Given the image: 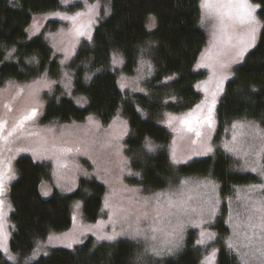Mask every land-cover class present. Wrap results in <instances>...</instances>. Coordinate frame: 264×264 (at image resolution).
I'll list each match as a JSON object with an SVG mask.
<instances>
[{
  "label": "trees",
  "instance_id": "16d2710c",
  "mask_svg": "<svg viewBox=\"0 0 264 264\" xmlns=\"http://www.w3.org/2000/svg\"><path fill=\"white\" fill-rule=\"evenodd\" d=\"M88 1L92 0L75 3L69 9L82 8ZM250 1L260 6L257 8L261 21L259 43L234 68L216 114L222 125L246 119L259 121L264 128V0ZM110 3V11L104 10L98 19L92 47L78 52V58H91L89 65L76 73L74 81L75 92L88 97V106H77L56 86L43 98V120L69 123L94 115L106 123L122 114L130 123L123 145L125 157L132 170L139 172L136 181L144 192L161 190L172 180L193 174L213 175L224 196L231 194L234 186L257 182L256 175L236 170V160L219 149L211 156L196 158L179 167L172 163L173 133L159 122L160 118L189 112L201 100L198 84L207 77L204 69H195L209 44L208 32L200 24L199 0H111ZM61 8V0H0V86L8 80L32 81L47 66L57 63L58 58L48 42L40 35L29 39L27 29L34 14ZM149 16L155 17L154 26L149 27ZM12 48L15 58L9 60L7 53ZM114 50L123 55L127 68L136 65L139 55L146 53L151 58L155 70L146 83L149 93L128 95L120 91L117 80L120 70L111 66ZM33 57L38 58L39 64L29 62ZM91 72L94 75L87 84L85 76ZM170 76L175 79H166ZM146 138L160 147L149 152L145 147ZM50 178L48 164L34 162L29 156H21L16 161L15 176L5 196L12 208L8 219L10 248L22 257L32 253L37 243L50 233L63 232L72 226L75 202H82L84 221L95 222L102 216L106 187L95 177L82 178L78 189L71 194L55 192L43 197L40 185ZM222 223L216 262L239 264L236 254L220 242L230 230ZM191 237L189 234L188 244L179 257L164 261L141 259V246L131 240L97 243L88 237L72 249H53L32 264H204L203 247L194 244ZM0 264L13 263L0 252Z\"/></svg>",
  "mask_w": 264,
  "mask_h": 264
},
{
  "label": "rangeland",
  "instance_id": "374dc122",
  "mask_svg": "<svg viewBox=\"0 0 264 264\" xmlns=\"http://www.w3.org/2000/svg\"><path fill=\"white\" fill-rule=\"evenodd\" d=\"M83 1L85 0H61V9L37 13L32 17L27 29L28 38L42 36L53 48L58 59L54 66H47L42 75L32 81L8 80L0 86V117L8 121L9 127L32 107H35L38 113L34 121L26 122L24 129L19 134L21 138L16 139L14 137V142L0 144V170L6 173L5 185L7 188L14 179H7V175L14 174L15 176V164L21 156H29L34 162L48 164L51 170V178L42 181L40 185L43 197H50L55 192L61 195L71 194L78 189L82 178L95 177L106 187L102 216L95 222L84 221L82 218V202H75L72 207V226L63 232L50 233L45 239L37 243L32 253L22 257L10 248L8 219L12 208L9 198L4 195L0 197L5 202L2 211H0V229H2L0 231V244L3 245V247H0V252L7 259L9 256H15V260L8 259L13 264H32L41 257L48 255L53 249H72L82 244L88 237H92L97 243H113L124 239L131 240L141 246V259L147 258V261L149 259L151 261L160 259L164 261L179 257L188 244V235L192 234L191 238L194 244H198V240L204 241L203 244H198L203 247V263L218 264L216 262L217 251L221 244L218 243L217 238L222 222H224L225 227L230 229L228 235L220 240L222 246L229 250L227 241L241 243L239 232L242 229H237L234 225L243 221L245 215L240 201L237 200L236 189H240V194L244 195L249 186L264 184V176L260 175V169L264 167V153H261V150L264 149V140L258 137H248L241 140L238 137L237 141L233 142L234 130L232 123L234 121L222 125L217 120L216 114V107L226 87L225 84L233 78L234 68L241 65L247 54L259 43L261 25L256 33L254 46L248 48L243 53L242 58H238L236 55L239 50L236 39H233L230 44L226 41L216 42L214 46L210 38V24L204 26L209 35V44L202 53L204 59L202 60V56L200 57L195 69H204L207 72V77L198 84L202 91L201 100L190 111L197 104H202L205 101L210 102L215 93L216 106L212 129L204 126L201 129V137L197 138L192 132L174 131L166 123L169 115H163L160 118L159 122L173 133L170 142V155L172 156L175 153L176 160L180 161V163H173L172 161L174 166L179 167L182 164L192 162L196 158L211 156L216 149H219L227 152L236 160V170L238 169L243 173H252L258 178L257 182L234 186L232 193L227 196L223 195L218 179L210 174L204 176L196 174L182 175L179 180H172L171 184L161 188V190L179 188L180 181L186 179L189 183L185 188L191 189L192 195L197 197L191 204L197 211L182 213L172 218L171 224L165 225L166 230L171 233L169 236L171 251H169L168 247L161 245L159 239L157 241L143 238L132 239L122 234L129 231L130 225L133 229L146 227L143 222H137L134 217L129 220L123 218L124 213L120 209L129 206V199L139 200L143 196L150 195L151 192L161 191H132L140 189V185L136 181L139 175H135L137 172L130 167L129 159L125 157L124 152L125 146L123 145L130 130V123L127 119L119 114L106 123L94 115L89 116L92 117V120L87 117L84 121L69 123H52L43 120L45 113L43 98L45 95L51 94L56 86H59L62 89V94L72 99L77 106L86 107L89 104L86 95L76 93L74 90L76 73L84 66L87 67L91 62V58H78V52L82 48L92 47L98 19L104 13V10L109 11L111 0H92L81 6L82 8L69 9L75 3ZM252 4L256 5L255 3ZM257 10L255 12L256 16ZM76 13H80V15L77 16ZM66 16L75 17V19H65ZM78 29L86 35H79ZM88 36L91 39H88ZM14 54L15 49H10L7 58L9 60L15 58ZM33 58L35 59L33 60ZM33 58L29 59V62L38 61L37 57ZM125 65L123 55L114 50L111 53V66L113 69L120 70L117 78L120 91L128 95H146L149 93L146 83L153 76L155 70L151 58L146 56L145 53L142 56L139 55L136 65L130 68L125 67ZM198 65L207 66L198 67ZM93 75L92 72L87 73L85 76L87 84L91 82ZM225 77L226 79H224ZM218 85L222 87L223 91H219ZM20 89H23V91L20 92ZM184 114L185 112L170 115L183 116ZM237 120L241 119L235 121ZM247 121L259 124L263 128L259 121ZM225 144L241 151L238 154L227 151L224 147ZM208 147L212 149L211 152L206 151ZM61 148H69L71 151L61 152L59 151ZM197 152H205L206 154L196 155ZM257 153H261V155L258 156ZM9 166L12 170L11 173L8 172ZM253 168H256L257 171H252ZM198 184L200 185L199 189H197ZM42 189L48 195H44ZM251 195L253 199H259L262 193L260 190H256ZM229 199L231 202H229ZM136 207L139 208L140 205L137 204ZM238 213L240 214L239 217ZM230 216L231 221L229 220ZM113 234L120 235H117L116 239L112 241L97 240V236ZM69 243H72L71 248L67 246ZM153 246L160 250L161 254L159 256L151 252ZM4 248L8 249L7 253ZM241 251L247 250L242 248Z\"/></svg>",
  "mask_w": 264,
  "mask_h": 264
},
{
  "label": "snow or ice",
  "instance_id": "6c2138e0",
  "mask_svg": "<svg viewBox=\"0 0 264 264\" xmlns=\"http://www.w3.org/2000/svg\"><path fill=\"white\" fill-rule=\"evenodd\" d=\"M199 7L201 10L200 24L201 26L210 24V38L214 46L216 42L226 41L230 44L233 39H236L239 46V50L236 53L238 58H242L243 53L248 48L254 46L256 33L261 25V21L255 15L256 9L260 7L259 5L252 4L250 0H199ZM76 15L78 16L80 13H76ZM64 18L75 19V17L68 16ZM148 19L151 21L149 27L154 26L155 17L149 16ZM77 31L79 35H86V33L79 29ZM88 39H91V37L88 36ZM34 59L35 58H33V60ZM201 59L203 60L204 56H202ZM201 66L206 67L207 65H198V67ZM149 67L151 66L149 65ZM45 75H47V73H45ZM166 79H175V76H170ZM224 79H226V77ZM218 89L219 91H223L220 85H218ZM22 91L23 89H20V92ZM215 106L216 94L214 93L210 102L205 101L202 104H197L195 108L185 113L183 116H172L169 114L166 123L172 127L174 131L192 132L199 138L202 135L201 129L204 126L212 129ZM37 114V109L32 107L21 115L10 127L8 121L0 117V144L14 142V137L16 139L21 138L19 134L24 129L26 122L34 121ZM88 119L92 120V117ZM232 128L234 130L232 136L233 142H236L238 137L241 140H245L248 137H258L264 140V128L254 122L247 121L246 119L242 121L237 120L232 123ZM145 147L149 152H155L160 146L146 138ZM224 147L227 151L236 154L241 151L240 149L229 147L228 144H225ZM59 151L68 152L71 151V149L61 148ZM206 151L211 152L212 149L208 147ZM261 153H264V149L261 150ZM261 153H257V155L259 156ZM201 154L206 153H196V155ZM245 155H247V153H245ZM171 159L173 163H180V161L176 160L175 153L172 154ZM11 171V167L9 166L8 172L11 173ZM252 171H257V169L253 168ZM135 175L138 176L139 173ZM260 175L264 176V167H261ZM5 178L6 173L0 170V197H3L7 193ZM12 178H14V174L7 175V179ZM188 183L189 181L186 179L181 180L179 188H169L151 192L150 195L143 196L139 200L135 198L129 199V206L120 209V211L124 213L123 218L129 220L134 217L137 222H143L146 227L143 229L139 227L133 229L130 225L129 231L122 234L132 239L143 238L145 240L151 239L152 241H157L159 239L161 245L168 247L169 251H171V247H169V236L171 233L166 230L165 225L171 224L172 218L182 213L197 211L196 208L191 206L192 201L197 197L192 195L191 189L185 188ZM199 187L200 185L198 184L197 189H199ZM256 190H260L262 193L259 199H253L251 195V193ZM132 191L140 192L143 191V189H134ZM240 191V189H236L237 200L241 203L245 219L238 222L234 227L242 229V231L239 232L241 243H233L229 240L227 241V247L230 252L236 254L239 264H264V184L249 186L244 195H241ZM43 194L48 195L46 191H43ZM229 202H231L230 199ZM4 203V200L0 199V211H2ZM137 204L140 205L139 208L136 207ZM77 207H79V205H77ZM239 215L238 213V217ZM231 219L230 216L229 220L231 221ZM0 231H2V229H0ZM117 235L120 234L100 235L97 236V240L112 241L116 239ZM201 235H203V233H201ZM197 243L203 244L204 241L198 240ZM67 246L71 248L72 243H69ZM0 247H3V245L0 244ZM242 248L247 251L242 252ZM4 251L7 253L8 249L4 248ZM151 252L157 256L161 254L160 250L155 246L151 248ZM8 259L15 260L16 257L9 256Z\"/></svg>",
  "mask_w": 264,
  "mask_h": 264
}]
</instances>
